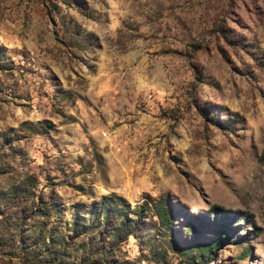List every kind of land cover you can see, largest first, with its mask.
I'll list each match as a JSON object with an SVG mask.
<instances>
[{
  "label": "rangeland",
  "instance_id": "obj_1",
  "mask_svg": "<svg viewBox=\"0 0 264 264\" xmlns=\"http://www.w3.org/2000/svg\"><path fill=\"white\" fill-rule=\"evenodd\" d=\"M0 264H264V0H0Z\"/></svg>",
  "mask_w": 264,
  "mask_h": 264
},
{
  "label": "trees",
  "instance_id": "obj_2",
  "mask_svg": "<svg viewBox=\"0 0 264 264\" xmlns=\"http://www.w3.org/2000/svg\"><path fill=\"white\" fill-rule=\"evenodd\" d=\"M121 197L114 198L113 196H103L102 202H103V210H104V219H106V223L109 221L108 216L110 215V210L115 208V210H119L122 212L123 207L120 206L119 201L121 200ZM126 205V204H125ZM128 207V206H125ZM214 208H218V206H214ZM143 209V208H142ZM141 212V211H140ZM142 213H139L136 219H129L127 216H123V218L120 220V223L118 226H114L112 228L113 233L115 234V239L118 240H124L131 234L133 235L135 233V228L137 227V224L139 222V219H141ZM159 215L161 216L162 221L167 222L169 220V215L163 211L160 212ZM108 218V219H107ZM125 229V230H124ZM123 231V232H122ZM219 240L214 241L211 245H202L201 251H203L206 255L211 253V246L217 245ZM211 258V256H210Z\"/></svg>",
  "mask_w": 264,
  "mask_h": 264
}]
</instances>
